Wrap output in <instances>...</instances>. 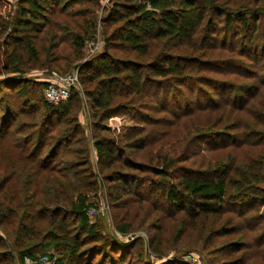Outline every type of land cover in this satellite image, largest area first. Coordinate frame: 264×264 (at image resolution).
I'll return each mask as SVG.
<instances>
[{
  "label": "trees",
  "instance_id": "obj_1",
  "mask_svg": "<svg viewBox=\"0 0 264 264\" xmlns=\"http://www.w3.org/2000/svg\"><path fill=\"white\" fill-rule=\"evenodd\" d=\"M2 1L0 75L7 76L0 78V142L21 157L4 171L10 195H0V228L7 227L17 254L0 238V264L42 256L53 264H156L143 235L120 241L104 213L91 222L101 192L113 210L125 209L116 231L131 232L123 223L128 211L154 197L164 204L155 209L218 224L203 242L205 264H264L261 166H239L235 150L205 169L187 164L194 150L147 163L131 156L161 144L166 124L204 110L220 111L226 120L227 113L248 110L264 128V109L253 102L264 88V0H14L13 16H3ZM99 35L103 51L90 55L89 42ZM60 61L66 71H59ZM35 68L62 75L76 69L82 90L73 87L67 100L51 103L35 87L49 81L38 84L25 75ZM81 111L88 114L86 126ZM117 116L134 124L110 136L106 121ZM239 126H211L193 142L212 141L216 150L248 143L249 133L232 131ZM41 216L49 219L38 232ZM157 235L150 244L160 255ZM231 235L238 237L224 238ZM39 246L45 252L38 254ZM187 252L160 264H196L186 260Z\"/></svg>",
  "mask_w": 264,
  "mask_h": 264
},
{
  "label": "rangeland",
  "instance_id": "obj_2",
  "mask_svg": "<svg viewBox=\"0 0 264 264\" xmlns=\"http://www.w3.org/2000/svg\"><path fill=\"white\" fill-rule=\"evenodd\" d=\"M108 0H102V4L105 5ZM1 11L3 16H7V13H10L11 16L15 13L16 3L14 0H3ZM102 13V12H99ZM100 39L102 37L99 35ZM65 66V67H63ZM68 66L62 61L59 62V71H66ZM58 71V70H57ZM56 70L51 71L49 74L46 69H30L27 73H25L26 77L32 80H36L38 84L44 82L50 78L51 75L58 73ZM76 69L73 70V72ZM69 73V72H68ZM59 74V73H58ZM62 75V74H61ZM3 76H7L5 74L0 75V78ZM82 83L75 86L82 90ZM36 93L38 96L43 93L45 90V86L36 85ZM254 105L259 109H264V88H261L260 95H258L254 100ZM27 111V110H26ZM29 117L32 116V112H25ZM229 116V120L223 118V113L220 111L213 110H204L201 112H196L194 115L184 118L180 121H176L175 124H166L163 129H165L166 134L162 138L161 144L154 143L153 145L145 148L144 150L133 152L131 154L132 158L136 161L147 163L149 160L154 158H160L164 155H169L176 157H184L190 152L197 151L198 153L195 156H191L187 161L189 166H193L198 169H205L207 167H212L214 162L218 159L217 156L225 157L232 150L234 151V155L237 158V164L239 166H243L244 164H254L255 166H261L260 169L262 174L264 175V138H262L260 131H264L263 127L257 125L252 120V116L248 114V110L246 111H236L235 114L227 113ZM85 111L80 112V119L84 126L87 125L88 117ZM233 116V117H232ZM22 119L26 121H31L30 118L26 117V115H21ZM231 122H237L240 126L236 133L245 134L249 133L251 139H249L248 143H244L240 146L235 147L234 145L228 147L225 150L221 149H212V145H214L212 141H202L200 147H198L193 141V135L202 130H206L207 128L213 126L215 128H211L214 130H222L224 124H228ZM107 125L110 126V132H106L110 136H114L117 134L118 136L124 135L128 128L132 127L134 122L129 117L117 116L106 121ZM144 125V124H143ZM154 128L157 126H153ZM161 131V129L159 128ZM112 132V133H111ZM118 132V133H117ZM264 133V132H263ZM161 135H163L161 133ZM264 136V135H263ZM8 144L3 145V142H0V185H2L3 190L0 191V195H10V192L7 193L6 188L8 181L3 180L2 178L5 174V169L7 168L8 163L11 165L18 164V160L21 155L17 150L9 149ZM3 146V147H1ZM159 149L162 150L163 155H159ZM93 162L96 165L97 156L95 149L92 153ZM169 159V157H168ZM7 163V164H6ZM6 164V165H5ZM153 165H157L153 161ZM158 166V165H157ZM161 166V165H160ZM30 172V171H29ZM73 174V173H72ZM71 174V175H72ZM144 175V173H141ZM19 173L16 174V178H14L10 185L11 188L19 187ZM150 177H153V174H149ZM39 176L42 177L40 173ZM25 176H23L24 178ZM26 178V177H25ZM2 179V180H1ZM77 184V183H76ZM264 185V183H263ZM43 186V182L39 181L38 189H41ZM10 188V189H11ZM35 188H32V190ZM101 192V191H100ZM146 192V191H145ZM157 198L150 197L144 203H136L134 208L130 209L128 212V216L125 224L130 225L131 232L128 234H123L122 232L116 231L115 225L120 221V217L125 215V209H115L113 210L108 204V201L105 197L104 192H101V199L98 202V208L96 210V214L91 215V222H94L97 217V213L105 214V224L108 227V230L114 232L120 241L128 242L130 240H134L139 235H143L146 239V248L152 257V260H156V264H160L165 259H169L173 257L177 251H188V257L195 256L199 257V262L196 264H205L207 250H204V241L206 239L207 233H209V229L213 225H218L213 221V218L210 219H198L196 222H192L190 218H187L182 213H171L173 212L170 208L164 209H155V205L157 207L162 208L164 205L162 202H157L155 200ZM93 208V207H92ZM223 217L222 221L225 220ZM39 226L37 227V231L40 232L41 228H46L47 221L49 216H41L39 217ZM42 225V226H41ZM212 225V226H211ZM157 235L156 246L159 249L160 255L155 254L151 250V237L152 235ZM7 227L0 228V238L8 241L7 243L10 245L11 252L16 255L17 249L11 240L8 239ZM237 235H231V237H224L225 239H237ZM222 238H220L221 240ZM159 246V247H158ZM38 254L45 252V250L39 246L37 247ZM49 251V250H47ZM54 257L58 258L57 251L53 252ZM184 253V252H183ZM27 258V257H26ZM54 258V259H55ZM189 259V258H188ZM53 260H49V264H53ZM17 264H29L27 263V259L24 262L18 261Z\"/></svg>",
  "mask_w": 264,
  "mask_h": 264
},
{
  "label": "built area",
  "instance_id": "obj_3",
  "mask_svg": "<svg viewBox=\"0 0 264 264\" xmlns=\"http://www.w3.org/2000/svg\"><path fill=\"white\" fill-rule=\"evenodd\" d=\"M90 55H94L98 52L103 51L104 44L102 40L98 37L89 42ZM49 84L44 90L47 100L51 103L57 104L61 101L67 100L71 95V89L80 84L78 70L68 73L65 75L54 74L48 79ZM90 214H96L95 209L90 210ZM189 258V259H188ZM27 263L36 264L37 262L49 264V256H42L38 260H33L27 257ZM186 260H191L194 263L199 262V257L187 256Z\"/></svg>",
  "mask_w": 264,
  "mask_h": 264
}]
</instances>
